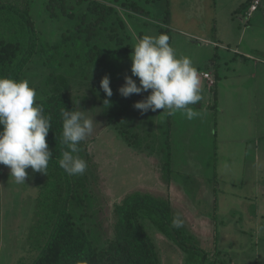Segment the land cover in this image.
Returning a JSON list of instances; mask_svg holds the SVG:
<instances>
[{
	"label": "rangeland",
	"instance_id": "obj_1",
	"mask_svg": "<svg viewBox=\"0 0 264 264\" xmlns=\"http://www.w3.org/2000/svg\"><path fill=\"white\" fill-rule=\"evenodd\" d=\"M47 1L30 0L28 10L38 41L53 44L68 22L49 18ZM133 1L141 12L123 5ZM262 1L254 19L264 13ZM244 2L104 0L124 21L129 49L113 61L110 82L119 89L124 77L132 75L131 48L138 38L163 33L177 57H189L197 69L202 99L189 105L199 113L192 120L180 112L168 115L158 109L142 114L136 109L135 123L140 127L129 130L123 115L108 119L100 104V86L93 94L88 83L71 86L77 110L96 122L84 141L89 156L84 160L92 166L82 174L88 178V192L80 195L84 207L77 211H83L81 222L93 240L102 243L111 236L113 205L127 194L141 192L170 203L172 215L179 216L194 243L212 254L206 264H264V80L258 73L248 85L249 76L241 72L244 64L251 67L256 62L264 67V23L255 26L253 19L236 12ZM18 5L26 7L24 0H18ZM242 57L250 60L245 63ZM49 72L38 54L23 71L19 80L27 79L35 88V100L47 92ZM132 78L139 86L138 78ZM150 91L136 95L135 101L145 99ZM247 122L251 129L245 128ZM245 136H250L248 141ZM164 142L170 148L172 169L167 180L161 171ZM26 172L25 184H17L10 169L0 165V264H31L45 241L44 230L35 235L32 229L48 174L31 168ZM68 200L75 203L71 196ZM149 233L160 264H183V254L171 242L154 229Z\"/></svg>",
	"mask_w": 264,
	"mask_h": 264
},
{
	"label": "trees",
	"instance_id": "obj_2",
	"mask_svg": "<svg viewBox=\"0 0 264 264\" xmlns=\"http://www.w3.org/2000/svg\"><path fill=\"white\" fill-rule=\"evenodd\" d=\"M24 1L25 8L18 5V0L11 4L0 2V76L18 81L35 54L39 55L42 65L50 71L45 81L47 92L35 100L36 104L43 107L44 114L51 116L46 142L52 157L46 172L49 180L40 193L32 229L35 235L44 230L45 241L31 264H74L81 258L87 260L88 264H160L149 229H154L183 254V264H206L212 254L197 246L184 226L173 227L174 216L170 203L147 193L127 194L113 205L111 236L102 243L93 236L94 242L87 233L81 222L83 211H77L83 210L80 195H87L88 178L84 175L70 176L59 166L64 150L60 142V113L64 108L68 111L77 110L76 99L70 93L72 85L88 83L93 94L98 92L95 87L100 86L104 76L107 75L111 81L113 61L125 56L129 50L125 45L128 38L125 23L104 0H48L45 4L48 17L68 22L60 38L48 44L38 41L34 21L28 10L30 0ZM250 2L247 0L241 4L236 12L246 9ZM123 5L132 12H141L134 1ZM110 88L113 92L110 98L101 88L98 92L108 119L114 120L123 115L128 119L127 129L140 127L135 123L139 116L136 117L133 107L137 103V94L125 98L113 82H110ZM106 99L109 105L104 104ZM125 141L130 145L132 143L128 136ZM141 142L134 145L138 147ZM164 145V148H160L164 153L161 171L167 180L172 169L170 148L166 142ZM79 148L78 155L87 161L89 156L84 141ZM88 165L91 169L92 165ZM58 189L61 192L57 193ZM61 193L63 195L60 198ZM70 196L75 203L69 202ZM87 199L90 200L89 195Z\"/></svg>",
	"mask_w": 264,
	"mask_h": 264
},
{
	"label": "clouds",
	"instance_id": "obj_3",
	"mask_svg": "<svg viewBox=\"0 0 264 264\" xmlns=\"http://www.w3.org/2000/svg\"><path fill=\"white\" fill-rule=\"evenodd\" d=\"M131 76L124 77V85L118 91L122 97L150 91L143 100L133 107L141 113L158 109L168 115L180 112L188 120L199 113L189 105L202 99L200 76L187 56L177 57L169 44L167 34L144 35L131 48ZM137 77L139 86L136 80ZM100 88L107 97L113 92L110 78L106 75L100 81ZM36 90L27 79L14 80L0 76V165L10 169V175L17 184H25L26 169L46 175L48 162L52 157L46 137L51 128V116L44 114L41 105L35 103ZM104 104L109 105L106 99ZM62 135L59 166L70 176L82 175L86 161L78 155L79 145L93 132V119L83 111L65 108L61 110ZM173 227L182 226L179 216L172 222ZM74 264H88L81 258Z\"/></svg>",
	"mask_w": 264,
	"mask_h": 264
},
{
	"label": "crops",
	"instance_id": "obj_4",
	"mask_svg": "<svg viewBox=\"0 0 264 264\" xmlns=\"http://www.w3.org/2000/svg\"><path fill=\"white\" fill-rule=\"evenodd\" d=\"M262 3H263V1L261 0V5H262ZM243 4V3H242ZM241 5V4H240ZM239 5V6H240ZM244 11H245V9L243 8V9H241L240 11H239V13H241V14H243L244 13ZM257 14V13H256ZM256 14L254 15V16H256ZM264 13L263 14H259V16H257V17H255V19H254V17L252 18L253 19V24L255 25V26H258V27H260L259 25H261L260 23H264ZM259 24V25H258ZM244 33H245V29H244ZM243 33V34H244ZM242 44H243V42H242ZM230 44L228 43V46H229ZM238 47V46H237ZM236 49H238V48H236ZM235 49V50H236ZM264 51V50H263ZM233 53V52H232ZM242 60L243 61H245V63L246 62H248V60H250V59H248V58H245V57H242ZM251 60H253V59H251ZM248 65H250V63L248 64ZM248 65L245 67V64L244 65H241V72H242V74H244V76H246V75H248L249 76V81L248 82H246V83H248V85H251L256 79H257V77L260 75V79H262V80H264V67H262V66H260L258 63H252V65H251V67H248ZM244 66V67H243ZM246 71V72H245ZM258 73H259V75H258ZM239 75V74H238ZM240 76V75H239ZM217 78V77H216ZM264 83V82H263ZM245 128H248V129H251V124L249 123V122H247V124L245 125ZM249 134V133H248ZM257 136H258V133H257ZM257 136H254V137H257ZM249 137L250 136H245V141H248L249 140ZM246 154H247V152H246Z\"/></svg>",
	"mask_w": 264,
	"mask_h": 264
},
{
	"label": "built area",
	"instance_id": "obj_5",
	"mask_svg": "<svg viewBox=\"0 0 264 264\" xmlns=\"http://www.w3.org/2000/svg\"><path fill=\"white\" fill-rule=\"evenodd\" d=\"M261 6V0H251L248 7L245 9L243 15L246 16L247 20L252 19V17L255 15L259 7ZM203 77L206 80H209V75L204 73ZM209 85H213L211 81H209Z\"/></svg>",
	"mask_w": 264,
	"mask_h": 264
}]
</instances>
